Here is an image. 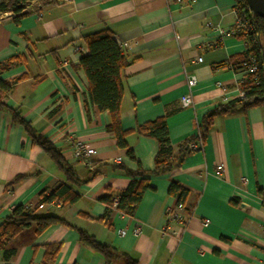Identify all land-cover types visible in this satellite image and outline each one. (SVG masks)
Listing matches in <instances>:
<instances>
[{
    "label": "crops",
    "instance_id": "crops-1",
    "mask_svg": "<svg viewBox=\"0 0 264 264\" xmlns=\"http://www.w3.org/2000/svg\"><path fill=\"white\" fill-rule=\"evenodd\" d=\"M5 1V0H0ZM235 0H32L17 21L0 14V79L11 84L3 102L58 148L78 184L68 182L58 165L9 112L0 109V222L14 206L31 204L40 190L49 194L67 184L79 194L74 203L40 205L37 216L55 215L85 229L101 243L126 252L138 264H260L264 260V107L217 115L200 149L190 150L170 171L150 176L132 216L111 211L98 221L107 187L124 188L130 170L153 167L155 139L131 131L126 142L134 159L108 132L109 116L92 102L87 79L76 65L88 53L83 35L110 29L131 59L124 67L120 125L130 131L165 115L177 154L197 133L202 117L238 95L243 74L218 66L246 49L247 38L232 34ZM201 57V61L197 58ZM10 60V61H9ZM194 75L193 104L183 107L186 77ZM221 84L223 88L218 87ZM93 148L90 164L73 155V142ZM222 164V176L214 174ZM18 175L22 181L6 186ZM188 189L184 226L166 221L176 203L171 182ZM90 216L94 219H91ZM209 222L204 224V220ZM33 226L5 244L15 254L0 264H39L43 244L61 242L53 264H104L82 245L76 230L52 224L34 235Z\"/></svg>",
    "mask_w": 264,
    "mask_h": 264
},
{
    "label": "trees",
    "instance_id": "trees-1",
    "mask_svg": "<svg viewBox=\"0 0 264 264\" xmlns=\"http://www.w3.org/2000/svg\"><path fill=\"white\" fill-rule=\"evenodd\" d=\"M31 1H1L0 13L12 11L17 21L20 16L25 14L23 10ZM237 1L238 3L245 2L244 0ZM252 16L250 26L241 33L247 38L244 52L218 64L220 67L229 66L236 71H241L244 68L242 64L244 61H249V58L254 60L256 71L253 74L245 75L243 80L238 83L239 89L245 92L244 96L242 98L229 99L207 112L198 124L197 133L182 142L178 147L177 154L174 153V148L170 143L165 115L139 124L130 131L122 129L120 125V103L124 91L123 70L131 59L124 53L110 29L104 28L83 35L82 39L88 49V53L79 59L76 67L82 69L86 76L87 88L92 102L100 111L108 112L109 122L107 130L115 137L116 145L124 148L126 155L134 159L133 151L126 142L128 133L134 131L139 135L151 137L157 142V150L151 169H143L138 165L135 170H130L122 165H116L117 168L122 169L129 176V181L120 190L116 191L111 187L105 189V193L98 198V201L104 204L105 211L102 216L95 218L96 220L108 222L109 214L112 210L132 216L143 193L152 188L150 176L164 174L179 166L185 154L193 150L189 148L191 143L200 141V147L198 148L200 149L215 116L237 110L246 111L254 106L264 107V18L254 13ZM10 88L11 84L9 82L0 79V109L10 113L12 121L22 126L30 137L32 144L39 146L63 170L68 182L78 184L80 180L76 177L71 166L65 162L60 150L46 136L34 129L18 110L8 107L3 102V98ZM26 177L27 175H18L8 182L6 186L18 183ZM258 192L264 200L263 191L258 189ZM168 194L176 198V203H181L184 206L188 189L179 182L173 181L169 184ZM78 197V193L72 191L67 184L62 183L49 194H46L45 190H40L37 200L31 204L14 206L10 214L0 222V248H3L9 239L15 237L26 228L33 226L32 232L37 235L50 225L59 223L76 230L79 242L98 253L104 264H138L126 252L120 251L112 245L99 242L88 231L77 227L64 218L55 215L37 216L34 214V210L42 204L53 201H60L62 204L74 203ZM183 212L186 216L188 215L185 207H183ZM87 217L94 219L90 216ZM61 246V242L43 244L44 253L39 264H53ZM15 252V247L5 248L3 252L4 258L9 259Z\"/></svg>",
    "mask_w": 264,
    "mask_h": 264
},
{
    "label": "built area",
    "instance_id": "built-area-1",
    "mask_svg": "<svg viewBox=\"0 0 264 264\" xmlns=\"http://www.w3.org/2000/svg\"><path fill=\"white\" fill-rule=\"evenodd\" d=\"M61 2H66L69 0H59ZM233 13L235 16V22L233 28L230 30V33L232 34H238L242 33L245 28L250 26L253 18V12L250 10L246 2L238 3L237 0H235ZM1 14V13H0ZM201 57L197 58V61H201ZM244 68L241 70L243 76L240 79L243 80L245 75L253 74L256 71V64L254 63V60L249 58V61H244L243 63ZM187 82V89L188 91L181 95L180 102L183 107H188L193 104V98H192V87L195 85L196 79L194 75H188L186 77ZM218 87L223 88L221 84H218ZM244 91L240 90L238 91V95L236 97L242 98L244 96ZM200 147V141L191 143L189 145V148L196 150ZM72 151L74 157L77 159L85 162L86 164H90V157L94 153L93 148H90L86 145L85 142L76 140L73 142L72 145ZM224 172V167L222 164H217L214 174L216 176H222ZM59 203L60 201H56ZM264 206V200L262 201ZM183 204L181 203H175L173 206H169L166 208L165 216L167 223L169 222H175L181 226H184L187 221V216L183 212ZM209 222L208 219L204 220V224H207ZM262 240L264 242V226L262 227ZM264 264V260L260 263Z\"/></svg>",
    "mask_w": 264,
    "mask_h": 264
},
{
    "label": "water",
    "instance_id": "water-1",
    "mask_svg": "<svg viewBox=\"0 0 264 264\" xmlns=\"http://www.w3.org/2000/svg\"><path fill=\"white\" fill-rule=\"evenodd\" d=\"M250 10L261 18H264V0H244Z\"/></svg>",
    "mask_w": 264,
    "mask_h": 264
}]
</instances>
